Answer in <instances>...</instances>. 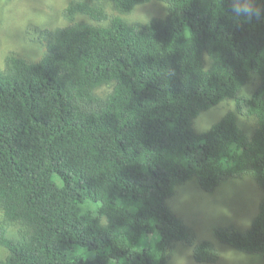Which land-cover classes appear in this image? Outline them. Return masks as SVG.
I'll use <instances>...</instances> for the list:
<instances>
[{
    "label": "trees",
    "instance_id": "obj_1",
    "mask_svg": "<svg viewBox=\"0 0 264 264\" xmlns=\"http://www.w3.org/2000/svg\"><path fill=\"white\" fill-rule=\"evenodd\" d=\"M150 1H73L65 16L91 22L45 31L38 62L5 59L1 264H168L178 243L213 264L215 245L197 243L167 200L194 178L212 192L248 176L264 191V20L233 17L227 0H157L166 17L143 26L121 16ZM225 100L255 119L252 135L233 111L195 131ZM215 236L264 260V199L248 231Z\"/></svg>",
    "mask_w": 264,
    "mask_h": 264
},
{
    "label": "rangeland",
    "instance_id": "obj_2",
    "mask_svg": "<svg viewBox=\"0 0 264 264\" xmlns=\"http://www.w3.org/2000/svg\"><path fill=\"white\" fill-rule=\"evenodd\" d=\"M76 0H30L35 9L24 7L21 9L22 18L15 20V29L18 35L13 38L9 35L11 29L3 24V8L0 7V70L3 69L5 59L9 55H16L28 61L38 62L46 51L45 31L65 27L73 22H91L87 17L76 15L74 18L65 16V9ZM26 0H18L25 3ZM5 0H0V6ZM108 16H118V12L110 3L106 4ZM167 5L152 0L137 6L131 13L121 15L130 25L143 26L152 20L165 18ZM35 58V59H33ZM260 84L257 75L251 76L244 87L243 95L251 96ZM107 92L105 87L101 90ZM235 112L234 100H225L212 109L202 112L195 120L196 127L204 132L220 121L228 112ZM238 125L249 135L256 129L254 118L244 117L236 113ZM197 133H203L198 132ZM264 199V191L251 177L232 179L221 183L214 191L206 192L201 189L194 178L186 184L177 187L175 194L167 200V205L195 234L196 242L210 241L219 253V259L213 264H263L261 256L250 255L235 250L220 242L215 236L218 228H233L246 232L258 214L259 205ZM0 220L2 216L0 214ZM9 235L16 236L17 226L9 225ZM149 238L146 242H149ZM145 242V240H144ZM7 256V249L0 245V264ZM168 264H208L197 263L193 258V248L178 243Z\"/></svg>",
    "mask_w": 264,
    "mask_h": 264
},
{
    "label": "clouds",
    "instance_id": "obj_3",
    "mask_svg": "<svg viewBox=\"0 0 264 264\" xmlns=\"http://www.w3.org/2000/svg\"><path fill=\"white\" fill-rule=\"evenodd\" d=\"M227 3L228 11L235 18H246L248 20H264V0H227ZM0 7L3 8L4 27L6 29H11L9 35L13 38H16L18 35V30L15 29V20L18 18H22V8L27 7L32 9L33 11H43V9L33 8L30 0H26L25 3H18V0H5V3ZM196 131L204 132L203 129L197 127Z\"/></svg>",
    "mask_w": 264,
    "mask_h": 264
}]
</instances>
